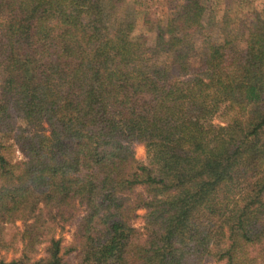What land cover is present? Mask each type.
Masks as SVG:
<instances>
[{"label": "trees", "instance_id": "trees-1", "mask_svg": "<svg viewBox=\"0 0 264 264\" xmlns=\"http://www.w3.org/2000/svg\"><path fill=\"white\" fill-rule=\"evenodd\" d=\"M255 1L0 0V264H264Z\"/></svg>", "mask_w": 264, "mask_h": 264}, {"label": "rangeland", "instance_id": "rangeland-1", "mask_svg": "<svg viewBox=\"0 0 264 264\" xmlns=\"http://www.w3.org/2000/svg\"><path fill=\"white\" fill-rule=\"evenodd\" d=\"M130 3H134V0H129ZM213 5L215 6V8L217 9H221L223 8V4L218 3V0H212ZM256 3L260 4L261 0H256ZM131 7V11H134L133 9H138L137 7ZM168 9V8H167ZM165 9V14H168V10ZM142 31V22L138 23L137 26V31L136 34H140ZM218 116V115H217ZM223 116H219V117H215L213 119V123L214 125H223L222 122L225 121V118L222 119ZM135 150V156L137 158V160L140 163H148V155L147 152L145 150V148L142 145H135L134 147ZM13 156L16 160H22L23 159V155L21 154V152L19 151V149L15 146L14 150H13ZM139 191H142L141 189H139ZM140 215L139 218H137L134 221V226L140 230H142L143 226H144V215L145 212L144 211H140L138 213ZM23 225L18 222L16 225H7L5 228V246L0 250V259H3L7 262H10L14 259H18L20 257L23 256V252L25 250V243L22 242L21 239V229ZM74 232V226L73 225H67L65 227V229H58L57 230V238H61L63 241V246H68L69 244H72L73 239H72V235ZM46 246L47 245H39L36 247V251H31V255L29 252L30 256H33L35 260H38L42 257L45 256V250H46ZM30 250V249H29ZM65 261L74 263L76 262L75 256L71 255V256H65L64 257ZM206 264H218V263H214V262H207Z\"/></svg>", "mask_w": 264, "mask_h": 264}]
</instances>
